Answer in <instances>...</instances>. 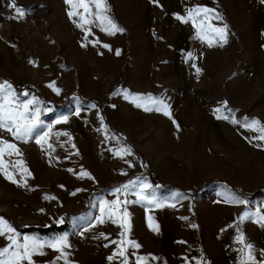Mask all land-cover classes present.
<instances>
[{"label":"rangeland","instance_id":"1","mask_svg":"<svg viewBox=\"0 0 264 264\" xmlns=\"http://www.w3.org/2000/svg\"><path fill=\"white\" fill-rule=\"evenodd\" d=\"M9 3L0 0V74L6 77L0 83L40 90L49 99L40 100L41 134L48 128L51 133L46 143L37 144L0 131L21 153L4 159L23 160L31 172L9 165L18 183L0 173V217L41 240L66 236L67 264H121L122 258L108 257L117 250L111 241L124 239L123 230L107 217L99 222L101 201L115 200L114 190L130 180L151 184L147 174H152L181 190L153 185L163 207L127 205V240L141 245L138 250L123 245L128 253L149 257L147 264H239L242 245L236 237L242 231L262 259L264 227L253 220L257 211L264 215V140L243 124L245 117L264 124V3L107 0V14L123 29L114 35L94 24L77 27L79 16L69 17L65 0H15L25 12L22 18ZM197 6L223 17L211 23L228 26L227 43L209 47L195 38L191 22L177 19ZM53 82L59 94L49 87ZM17 93L22 101L36 97L27 90ZM133 95L141 99L133 103ZM159 101L169 106L170 117L145 110ZM63 116L67 122L57 123ZM120 149L130 154L121 158ZM82 171L92 178L81 177ZM258 189L262 193L254 196ZM126 198L135 200L131 193ZM80 207L82 214L67 216ZM244 213L253 219L241 222ZM65 222L66 229L45 235L21 231ZM4 244L0 238V247ZM45 252L33 257L36 264H50L59 255ZM134 260L129 255L130 264Z\"/></svg>","mask_w":264,"mask_h":264},{"label":"snow or ice","instance_id":"2","mask_svg":"<svg viewBox=\"0 0 264 264\" xmlns=\"http://www.w3.org/2000/svg\"><path fill=\"white\" fill-rule=\"evenodd\" d=\"M65 2L69 4L72 9L68 13L69 17L79 16V22L74 21V23H77V27L84 29L85 25L94 24L96 27L100 28L101 31H106L109 35H114L116 32L123 31V29L120 28L107 14L110 12L107 0H65ZM261 2L264 3V0H261ZM9 7L15 11L17 16L22 18L25 15L24 10L16 5L15 0H10ZM93 8L95 11H93ZM79 9H83V12H80ZM12 18L15 19L16 17L14 16ZM177 19L182 23L191 22L193 27L196 29L195 38L201 40L202 42H207L209 47L216 42L227 43L228 26L225 24L223 27H217L211 23L212 19H223L219 13H215L214 9L197 6L189 9L187 16L178 15ZM90 33V27L85 29V40H87ZM209 33L213 35L210 37L208 35ZM89 43L93 42L89 41ZM223 43H221L220 46H223ZM104 47L109 46L104 45ZM116 54H120L119 50L116 51ZM187 58L192 59V54L188 53ZM193 67H195V65H193ZM199 71L200 70L197 69V72ZM49 87L53 88L57 94L60 93V89L55 87L54 82L50 84ZM20 95L21 94H18L15 89H13V86L7 81L0 83V131L7 132L14 140L17 141L28 142L30 139H35L37 144H41L42 141L46 143L51 133V128H48L47 131H44L41 134V130L45 127L44 121L41 119V108L39 107L42 102L37 97H32L31 99L22 101L20 99ZM22 95L28 96L29 94L25 92ZM124 95L125 99L129 98L127 90H125ZM140 99L141 97L139 95L132 96L133 103H136ZM137 106L140 107L141 105L137 103ZM92 107H95V105H92ZM168 109L169 106L163 101H159L154 109L145 107L146 111H160L163 112L164 115H168L170 117ZM216 112L220 113L221 109H216ZM75 114L79 115V111ZM217 118L227 119L228 117L218 115ZM67 120L68 117L63 116L56 122H67ZM173 122L175 123V121ZM233 123L239 124L240 121L234 120ZM243 126L258 132L259 135L257 136V139L264 140V124H261L260 121L256 119L249 120V118L245 117ZM56 135L59 136L68 134L57 133ZM48 147L53 148L52 144H48ZM73 147H75V145H73ZM14 154L21 155L17 145L0 137V173H2L4 177L11 182L18 183L16 177L9 171V165L12 168H16L20 172L26 173L28 176H31V172L25 166V162L23 160L6 161L4 159L5 156H12ZM123 154H130V151L127 149H120L116 152V155L121 156V158H123ZM80 176L88 177L89 179L92 178L91 174L86 171H82ZM26 183L27 181L25 180L24 184L26 185ZM152 189L153 185L137 178L136 180H130L128 183L117 187L114 190V194H117V198L115 200L101 201V217L99 218V222L104 223V217H107L112 221V223L119 224L123 230L121 235L124 237L121 241H111V243L117 245V250L113 252L112 256L108 257V260L112 261L116 257H120L122 258L121 264H130L129 255H132L135 257L134 264H147L149 257L138 256L135 255V253H128L127 248L123 247V245L128 244L131 248L137 250L141 247V245L135 241L127 240V233L129 231V213L127 211L128 204H141L153 207L164 206L156 199L155 193ZM129 193L135 196V200L130 201L126 198ZM121 196H124L125 198L121 199ZM45 199L56 198L46 196ZM236 202L244 203L245 201L237 200ZM171 206L174 207L175 205ZM245 219L252 220L253 218L249 215V213H244L240 217V220L243 222ZM149 220L151 221L152 218L149 217ZM60 222L63 221L61 220ZM253 222L260 224L261 227H264V215H261L260 212L257 211ZM149 227L154 232L159 231V226L154 223H150ZM229 227H232V225ZM0 238L5 240L4 246L0 247V264H36L33 257L46 255V248L59 253V255L52 262H50V264H56V261L60 259H64L67 264V253L64 249L69 247V245L67 243L66 236H61L52 240H41L36 235L20 233L10 221L4 217H0ZM236 242L242 245L239 249V252L241 253L239 264H264V250H261L260 252L262 259L258 260L255 254L254 246L246 241L242 231L239 232V235L236 237ZM105 247H108V245H105ZM150 258L152 260L157 259L156 257Z\"/></svg>","mask_w":264,"mask_h":264},{"label":"trees","instance_id":"3","mask_svg":"<svg viewBox=\"0 0 264 264\" xmlns=\"http://www.w3.org/2000/svg\"><path fill=\"white\" fill-rule=\"evenodd\" d=\"M0 78L1 79H5L6 80V77L1 75L0 74ZM14 89L15 91L17 92H20L22 90H27L28 92H31L33 95H35L39 100H41L42 102H49V99H47V97L40 91V90H37L35 89L34 87H32L31 85H25L23 87H17V86H14ZM79 98L82 100V101H85V102H91L90 100H86V99H82L81 96H79ZM54 107H63L65 106L66 102H63V103H53ZM147 177H148V180L149 182L152 184V185H155V186H160L161 188H166V189H178V190H181V188L179 186H177L176 184H169V185H163L161 184L156 178L155 176H153L152 174L148 175L147 174ZM216 183H223L221 181H216ZM262 189H258L254 192V196L256 194H261L262 192ZM84 208L80 207V208H77L75 210H73L72 212L70 213H67V216H75V215H80L84 212L83 210ZM68 226L65 223L61 224V225H49V226H46V227H38V226H28V227H24L23 229H21V231H24V232H29V233H35V234H41V235H45V234H49V233H52L53 231H56V230H63V229H66Z\"/></svg>","mask_w":264,"mask_h":264}]
</instances>
